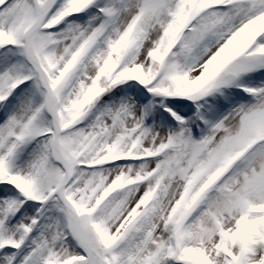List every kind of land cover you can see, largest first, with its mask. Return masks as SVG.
I'll use <instances>...</instances> for the list:
<instances>
[{
    "label": "snow or ice",
    "instance_id": "6c2138e0",
    "mask_svg": "<svg viewBox=\"0 0 264 264\" xmlns=\"http://www.w3.org/2000/svg\"><path fill=\"white\" fill-rule=\"evenodd\" d=\"M0 264H264V0H0Z\"/></svg>",
    "mask_w": 264,
    "mask_h": 264
}]
</instances>
